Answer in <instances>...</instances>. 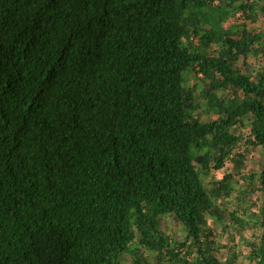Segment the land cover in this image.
I'll return each mask as SVG.
<instances>
[{
    "label": "trees",
    "instance_id": "obj_1",
    "mask_svg": "<svg viewBox=\"0 0 264 264\" xmlns=\"http://www.w3.org/2000/svg\"><path fill=\"white\" fill-rule=\"evenodd\" d=\"M261 16L0 0V264H264Z\"/></svg>",
    "mask_w": 264,
    "mask_h": 264
},
{
    "label": "rangeland",
    "instance_id": "obj_2",
    "mask_svg": "<svg viewBox=\"0 0 264 264\" xmlns=\"http://www.w3.org/2000/svg\"><path fill=\"white\" fill-rule=\"evenodd\" d=\"M240 21H241V18H240V13H239L235 17H231L226 22H224V26H228L230 23H238ZM253 26L256 27L257 29H262L264 31V17L263 16L259 17ZM246 61H247V64L250 65L249 66L250 70L256 69L259 65L264 63V53H261L258 55H250L246 58ZM238 64L241 66L243 63L240 60L238 62ZM241 119L243 120V118H241ZM244 120H246V118ZM240 133L241 134H247L248 133V127L247 126L239 127L237 129V134H240ZM258 160H259V154L257 152H254L253 154H251V156L248 157V159H247L245 171L251 170V169L259 170ZM231 167H232V163L230 161H227L223 168L216 171L217 178L218 177L220 178L224 172L231 170ZM235 179H239V177L237 175H235ZM169 224H170L169 228H173V231H175L177 234L180 233L178 224L171 221V219H169ZM239 249H240L239 261H241L243 264H252V262L248 261V259L245 257L247 255L248 249L244 248L243 246H241Z\"/></svg>",
    "mask_w": 264,
    "mask_h": 264
}]
</instances>
